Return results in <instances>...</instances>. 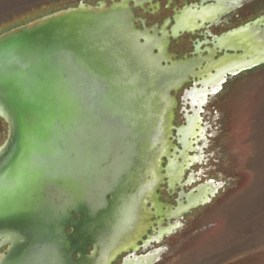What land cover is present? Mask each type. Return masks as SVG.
I'll use <instances>...</instances> for the list:
<instances>
[{"label": "water", "instance_id": "95a60500", "mask_svg": "<svg viewBox=\"0 0 264 264\" xmlns=\"http://www.w3.org/2000/svg\"><path fill=\"white\" fill-rule=\"evenodd\" d=\"M150 1L79 4L0 34V119L7 127L0 146V264H110L133 238L135 213L142 211L139 227L145 226L142 205L161 171L171 181L180 172L169 152L177 151L173 131L183 136L173 125L172 92L189 75L212 90L226 74L264 65V15L216 39L198 66L168 62L169 38L246 0H201L175 14L171 35L167 24L146 28L134 15ZM218 52L232 54L213 60ZM197 198L189 195V204L170 215L208 202ZM100 199L107 206L100 208ZM103 213L108 218L101 221ZM87 244L92 252L84 257ZM130 248L124 264L138 250Z\"/></svg>", "mask_w": 264, "mask_h": 264}, {"label": "rangeland", "instance_id": "374dc122", "mask_svg": "<svg viewBox=\"0 0 264 264\" xmlns=\"http://www.w3.org/2000/svg\"><path fill=\"white\" fill-rule=\"evenodd\" d=\"M116 1L0 0V34L43 15L79 4H110ZM167 1L152 0L135 12H146L144 18L147 19V27H152L155 25L154 17L169 11L165 9L169 6ZM200 1L180 0L171 7L180 8L182 2L199 5ZM255 3L264 5V0ZM136 15L141 18L140 14ZM161 25L163 20L157 24ZM137 28L141 29L139 26ZM219 97L222 99L214 101L218 112L213 116L203 115L200 119L202 133L194 142L195 151L188 150L185 154L187 159L199 155L200 161L186 163L191 166L184 168L180 174V185L175 184L172 191L168 192L163 182L155 192L158 203L164 204V208H176L181 200L179 194H190L202 187L213 188V194L208 196L207 203L198 205L197 209L188 211L183 217L180 215L169 219L166 223L174 222L172 226L176 225L178 229L136 253L161 250L156 264H264V65L233 80ZM215 98L211 96L209 102L212 103ZM183 124L181 114H174V127L179 129ZM6 132V124L0 119V146ZM172 136L171 143L176 146L175 131ZM165 165L163 159L161 168ZM98 205L100 208L107 206L103 199L99 200ZM142 206L145 216L144 204ZM149 206L146 204V208ZM141 213L134 214V226L137 228ZM106 218L108 214L106 217V213H103L101 221ZM157 222L158 217L150 218L153 227L146 234L154 235ZM166 223H161V227L164 228ZM84 230L91 232L89 224L84 226ZM88 235L92 237L94 234ZM4 250L5 247L1 248L0 254Z\"/></svg>", "mask_w": 264, "mask_h": 264}, {"label": "flooded vegetation", "instance_id": "af4514ba", "mask_svg": "<svg viewBox=\"0 0 264 264\" xmlns=\"http://www.w3.org/2000/svg\"><path fill=\"white\" fill-rule=\"evenodd\" d=\"M176 1H180V0H168L167 1V4L169 6H166L165 9L168 8V10L171 12L166 11L162 15L159 14L158 16L154 17V19H152V20L154 21L155 25H153L152 27L155 26L156 29H160L164 24L165 25L167 24V27L170 25V27L168 29L166 27V30L169 32L167 35H171L170 28L172 26H174L175 14L180 13L184 9H188L190 7H193V5H196V7H198V4H191L189 2H187V3L182 2L183 6L180 7L181 9L177 6L172 8L171 5L173 3H177ZM256 1L257 0L243 1L242 5L237 7L234 11H232V12L231 11H224L223 13H221L220 17L215 19V21H212V22L206 21L203 26L197 27L193 31L186 29L187 30L186 32L178 33L176 38H169L168 45H167V54H168L170 59L168 60V62L169 63L177 62V61L192 62L198 66V58L209 57V53H208L209 50L212 51L213 48L215 46H217V43H216L217 41H215L216 39H218L222 35L228 33L230 30H233V28H238L240 26L250 24L252 21L257 20L264 15V5L256 4L255 3ZM150 2H147V3H150ZM212 3H215V1L214 2L210 1V3H205V4L209 5ZM253 4H254V6H253ZM206 5H204V6H206ZM137 9H142V7L135 8L133 10L134 15L137 17L136 14H140L141 18H139V17H137V18L143 19L145 21V27L146 28H152V27H147L148 22H147V19L144 18V17H146L145 16L146 12H143V11L142 12L140 11V13L135 12ZM191 10H193V9L190 8V11ZM192 15L193 14L190 13L189 15H186V17L190 18ZM198 16L201 17L200 14H198ZM162 20H163V25L157 26V24ZM138 26L141 28L140 23L137 24V27ZM150 34H152V32H150ZM216 50H218V49H216ZM224 54H232V53L231 52H226V53L218 52L217 54H215L213 56V60H217L218 58L222 57ZM163 64L165 65V62ZM167 65H169V64H167ZM200 66H205V63L201 62ZM258 67H260V66H258ZM256 68H254V69H256ZM254 69H252V70H254ZM250 71L251 70L241 71L235 75L226 74V75H224V78L217 85V88L212 89V90H211V86L203 88V86L198 84L199 83L198 75H196V74L189 75L186 78L184 84L179 88V90L172 92V96L174 97V99L176 101V106L173 109V113L174 114H176V113L181 114V116L184 119V124L181 127H179V129L182 130L183 136L180 135L178 137V135H176V138H177L176 140L179 139V140L183 141V144L176 142V146H178L179 149H177V147L174 145V147L177 149V151H174V150L169 151L170 153H174V156L176 157L177 165L181 166V168L179 169L180 172L171 181V179L166 178L164 176L166 174V172L161 171V175L163 177H162V180H161L159 185H161L163 182H165L166 186H167L166 190L168 192L172 191L174 189L175 184L180 185V181H179L180 174L185 170L184 168L186 166L187 167L189 166L186 163L191 162V164H192V162H196V161L199 162L201 159L199 157V155L196 156L195 158L187 159V157H185V154L187 153L188 150L195 151L194 150L195 149L194 142L198 141V137L200 138L201 133H202V126H200V124H201L200 119L202 120V116L203 115L204 116L215 115L218 111H217L216 105L214 104V101L216 102V101L222 99L221 97L217 98V96H219V94L223 95L227 85L230 84L233 80H236V79H239L241 77H244L245 75H248L250 73ZM194 72L197 73L198 69H195ZM212 73H214V72H212ZM208 83L209 82L206 81L204 83L205 86H207ZM213 95L216 98L211 103L209 101H210V97ZM177 99H178V101H177ZM219 112H220V110H219ZM189 119H191L190 121H192L190 125H188ZM176 134H177V132H176ZM171 140L172 139H170V141ZM181 154L183 155V157H181ZM181 158H182V161L180 162L179 160H181ZM165 161H166V165H167L168 161L166 159H165ZM166 165L163 168H165ZM163 168H161V169H163ZM162 172H163V174H162ZM147 179H149V178H147ZM150 180L151 179H149V181ZM150 185H151V183L149 184L148 180H147V183L145 185L146 187L144 188L145 189L144 191L148 192V189H150ZM212 189H209V188L206 189V188L202 187V188H199L195 192H192L190 194H186V195L185 194H179V199H181V200L179 201L178 205L182 204L183 207L188 205L189 202L186 199V197H188L189 195H191L193 200H194L195 196H198V198L201 199V202H205V199H207V201H209V197H208L209 195L206 197L205 195H202V193L211 192L210 194L212 195L213 194ZM156 190H154L153 193H150V194L148 193L145 197L146 200H144V209H145L146 215L144 216L143 219L145 220V224H144L145 226H143L141 228L136 227L135 233L134 232L129 233V234H131L130 237H133V238H131V240L129 242H127L126 244L122 245V248H121L122 251H119V253H117L114 256V258L109 261L110 264H115L116 261H117L116 264H124V262H125L124 259L127 258V256H130L133 254V250L130 247H133L135 250L138 249L134 253V257L131 256L132 259L131 258L128 259L131 264H156L158 262V260H157L158 255L160 253H162L161 250H159V249L152 250V251H149L147 253L139 254V255H137L136 253L141 252V249L145 248L146 246H149L150 243L160 242L165 236H169L170 234H172V233H170L171 231H173V230L176 231L178 229V227L176 225L172 226L174 224V222L166 223V222H169V219L177 218L180 215H181V217H183L185 215V213H187L188 211L195 210L198 208V205L196 207H192V208H188V209L183 208L179 214H176L175 216H171L170 213H175V208H172L171 206L164 208L163 207V206H165L164 204L158 203V200H157L158 196L155 195ZM152 201L157 203V205L159 207L157 210L154 208V205H153L154 202H152ZM146 204H150L149 208H146ZM156 213H157V215H156ZM151 217H154V218L158 217V222L156 223L157 230H153L154 231L153 236L146 234L147 231L153 227V224L150 223ZM75 219H77L76 216H75ZM161 223H166V226L164 228H162ZM142 229H145L144 230L145 232H143ZM68 232H70V230H68ZM138 235H141L140 238H138ZM135 238H138V239L135 240ZM85 250L86 251H84V257H89L90 253L92 252L91 245L87 244L85 247ZM167 250H168V248H167ZM122 255H125V256H122ZM72 258L76 259L77 255L73 254ZM133 258H135L136 260H133Z\"/></svg>", "mask_w": 264, "mask_h": 264}, {"label": "bare ground", "instance_id": "6f19581e", "mask_svg": "<svg viewBox=\"0 0 264 264\" xmlns=\"http://www.w3.org/2000/svg\"><path fill=\"white\" fill-rule=\"evenodd\" d=\"M214 78H215V76H214ZM130 214H133V212L131 211L130 212ZM132 216H129V218H131ZM115 241H112V243H114ZM122 245H120V248L118 249V251H122ZM106 253H108V249H107V251H106ZM113 253H114V251H113ZM112 253V254H113ZM101 259L103 260V261H105L106 259H107V257L105 256V254H103V256L101 257ZM109 263V262H108Z\"/></svg>", "mask_w": 264, "mask_h": 264}, {"label": "trees", "instance_id": "16d2710c", "mask_svg": "<svg viewBox=\"0 0 264 264\" xmlns=\"http://www.w3.org/2000/svg\"><path fill=\"white\" fill-rule=\"evenodd\" d=\"M53 13V12H52ZM47 15V14H46ZM44 16V15H43ZM42 17V16H41ZM37 19V18H36ZM33 20H35V19H33ZM32 21V20H31ZM28 23V22H27Z\"/></svg>", "mask_w": 264, "mask_h": 264}]
</instances>
